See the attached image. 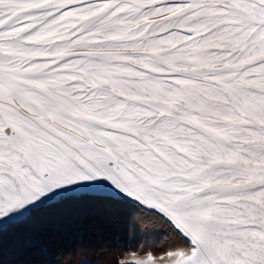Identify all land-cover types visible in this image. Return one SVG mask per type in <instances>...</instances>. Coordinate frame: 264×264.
<instances>
[{
  "label": "snow or ice",
  "instance_id": "snow-or-ice-1",
  "mask_svg": "<svg viewBox=\"0 0 264 264\" xmlns=\"http://www.w3.org/2000/svg\"><path fill=\"white\" fill-rule=\"evenodd\" d=\"M60 204L162 242L133 264H264V0H0V250Z\"/></svg>",
  "mask_w": 264,
  "mask_h": 264
},
{
  "label": "rangeland",
  "instance_id": "rangeland-1",
  "mask_svg": "<svg viewBox=\"0 0 264 264\" xmlns=\"http://www.w3.org/2000/svg\"><path fill=\"white\" fill-rule=\"evenodd\" d=\"M66 208L67 205L60 204L40 214L42 219L60 223L59 228L45 234L44 252L26 256L17 254L13 240L20 229L5 226L0 250L3 264H19L21 260L34 264H65L72 254L80 257L77 260H89L90 264H133L147 260L154 252H161L162 242L127 228L123 220L107 222L88 214L71 216L66 213ZM81 248L88 250L87 257L78 255ZM154 264L167 262L154 257Z\"/></svg>",
  "mask_w": 264,
  "mask_h": 264
},
{
  "label": "trees",
  "instance_id": "trees-1",
  "mask_svg": "<svg viewBox=\"0 0 264 264\" xmlns=\"http://www.w3.org/2000/svg\"><path fill=\"white\" fill-rule=\"evenodd\" d=\"M78 258H80V257H78ZM77 255H75L74 257H73V254H72V257L71 258H69V260L65 263V264H76V262L78 261L77 259ZM115 259V258H114ZM49 264H52V263H50L49 262Z\"/></svg>",
  "mask_w": 264,
  "mask_h": 264
}]
</instances>
